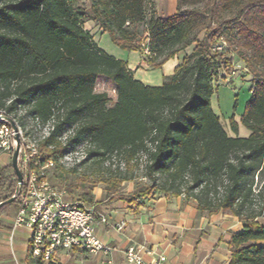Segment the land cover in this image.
I'll return each instance as SVG.
<instances>
[{
    "label": "trees",
    "instance_id": "1",
    "mask_svg": "<svg viewBox=\"0 0 264 264\" xmlns=\"http://www.w3.org/2000/svg\"><path fill=\"white\" fill-rule=\"evenodd\" d=\"M74 1L0 0V110L15 120V110L24 107L42 123L53 121L38 144L42 159L54 163L51 181L72 186L67 180L76 169L60 160L82 143L89 167L118 157L128 168L144 154V175L152 183L116 195L117 185L133 176L108 170L97 180L106 183L108 202L138 205L160 190L195 199L200 211H227L242 221L229 241L228 264H264V212L253 206L264 194V0H177L170 16L158 15L150 0H89L88 7ZM86 21L128 51L143 54L145 34L150 55L144 57L154 68L191 49L161 84L147 85L127 61L97 45ZM222 42L226 47L218 50ZM235 60L252 85L239 121L229 119V135L211 99L218 70ZM101 80L114 96L95 90ZM239 124L247 135L238 134ZM66 128L72 131L63 141ZM17 186L12 165L1 167L0 201ZM82 197L93 203L91 191ZM18 206L14 197L0 206V216ZM24 264L56 263L42 262L28 248Z\"/></svg>",
    "mask_w": 264,
    "mask_h": 264
},
{
    "label": "crops",
    "instance_id": "2",
    "mask_svg": "<svg viewBox=\"0 0 264 264\" xmlns=\"http://www.w3.org/2000/svg\"><path fill=\"white\" fill-rule=\"evenodd\" d=\"M158 2V0H156ZM176 12L177 0H169ZM156 11L159 4L156 3ZM101 31V30H100ZM191 48L179 51L160 67L149 65L140 51L135 64L128 67L136 79L147 85H159L169 75ZM117 58V57H116ZM160 70L156 74L152 70ZM212 100V99H211ZM138 205L124 200L108 202L106 198L95 197L93 205L107 217L108 223L97 226L96 235L113 247L109 255L91 254L83 249L60 250L53 262L56 264H124L125 249L128 246L141 248L146 262L163 254V264H228L230 261L229 241L232 233L239 231L242 221L227 211H200L195 199L183 194L154 193L137 199ZM14 216L7 213L0 216V264H24L28 252L16 254L20 248L14 233L25 225L12 230ZM122 224V228H117ZM29 239V238H28ZM108 261L110 263H108Z\"/></svg>",
    "mask_w": 264,
    "mask_h": 264
},
{
    "label": "built area",
    "instance_id": "3",
    "mask_svg": "<svg viewBox=\"0 0 264 264\" xmlns=\"http://www.w3.org/2000/svg\"><path fill=\"white\" fill-rule=\"evenodd\" d=\"M144 55H150L146 41L141 44ZM218 50L226 43H218ZM0 154L12 153L15 147V131L0 110ZM11 118V117H10ZM20 136L17 162L23 182L18 184L13 196L18 197L19 206L14 216L12 230L19 225L29 228L28 248L33 257L44 263L53 262L60 250L83 249L91 254L109 255L113 247L103 242L95 232L97 226L108 223L107 217L93 204L80 199H67L64 189L55 185L51 179L54 163L43 160L38 146L28 143L16 121L11 118ZM122 224L117 228L121 229ZM124 264H163L165 255L146 262L141 248L128 246L124 252ZM108 263H110L108 261Z\"/></svg>",
    "mask_w": 264,
    "mask_h": 264
},
{
    "label": "rangeland",
    "instance_id": "4",
    "mask_svg": "<svg viewBox=\"0 0 264 264\" xmlns=\"http://www.w3.org/2000/svg\"><path fill=\"white\" fill-rule=\"evenodd\" d=\"M150 1L152 4H154V9L156 8V3L159 4V10L156 11L155 9V12L158 15L166 16L174 12L173 6H169V0H158V2L156 0ZM74 3L76 6L80 7L89 6V0H75ZM84 27L92 33L93 39L97 45L108 54L125 61H129L131 65L135 64L134 61L136 60L138 53H130L128 50L118 47L111 40L110 35L107 32L100 31L99 27L92 21H86L84 23ZM141 28L143 29L142 26L140 29ZM141 41L145 42V34H142ZM152 71L156 74H161V71L158 69ZM214 85L215 92L211 100L212 108L220 117V121L228 134L233 135L229 125V119L231 116H234V119L239 121L240 115L243 113L247 101L251 96L250 88L252 85V77L247 72V69L244 67V65L235 60L233 65L218 70V75L215 78ZM95 90L98 92L106 91L109 95L114 96L113 89L108 88L106 83L102 80L97 82ZM25 110L26 108L24 107H18L13 113V116L17 121V124L19 125L25 140L28 143H32L39 147V141L52 129L53 121L51 120L46 123H42L39 119L33 117L32 115L26 114ZM71 131V128L64 129L61 139L64 141L65 138L71 134ZM248 133L249 131L246 129V127H244L242 124H239L238 134L245 136ZM85 157V147L84 143H82L75 146L74 149L69 151L60 160V163L66 169H76L75 173L69 174L67 180L69 182L71 181L72 183L70 188H68L66 185L67 182L64 184V181L54 180L59 188L65 190L67 199L83 200L84 198L82 197V193L88 191H91V194H93V199L95 197H100L103 199L106 196V183L97 180H102V178L106 177L105 173L108 170L112 171L113 174L124 172L127 175L133 176L131 180L122 181L119 185H117L116 190L114 191V194L116 195L123 193L130 196L141 190V188H145L152 183V181L144 175V165L146 158L144 154H140L137 161L132 163L128 168H125L123 164L119 162L118 157H113L109 163H105L104 167H98L96 165H91V167H89L90 162H82ZM10 164L11 153H1L0 168ZM105 166H107L109 169L106 170ZM159 180L160 177H158L156 182L158 183ZM260 185L261 183L257 182V179H255L253 185L254 191H257ZM159 192L161 191L155 190L153 193ZM254 202V208L256 210L262 209V212H264V194L261 198H256ZM14 214L15 210L12 207L8 208L7 215L13 216ZM259 220L264 222V217H260ZM14 238L20 245V248L16 250V254L25 253L29 238V231L25 228H22L21 230H18L14 233Z\"/></svg>",
    "mask_w": 264,
    "mask_h": 264
},
{
    "label": "water",
    "instance_id": "5",
    "mask_svg": "<svg viewBox=\"0 0 264 264\" xmlns=\"http://www.w3.org/2000/svg\"><path fill=\"white\" fill-rule=\"evenodd\" d=\"M0 118H1V116H0ZM6 119L10 122L11 126L13 127V129L15 131V147H14L12 154H11V165H12V168H13L15 174H16L18 184L21 186L22 182H23V178H22V173H21L20 167L18 166V162H17L18 151H19V147H20V136L18 134V128H17L15 122L10 117H6ZM14 197L15 196H12L7 201H0V206L4 205L6 202H11L14 199Z\"/></svg>",
    "mask_w": 264,
    "mask_h": 264
}]
</instances>
